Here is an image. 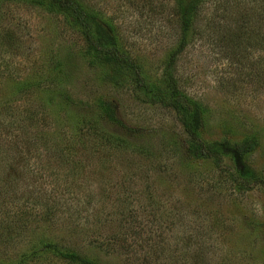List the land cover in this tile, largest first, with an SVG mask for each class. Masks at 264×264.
Returning <instances> with one entry per match:
<instances>
[{
  "label": "rangeland",
  "instance_id": "rangeland-1",
  "mask_svg": "<svg viewBox=\"0 0 264 264\" xmlns=\"http://www.w3.org/2000/svg\"><path fill=\"white\" fill-rule=\"evenodd\" d=\"M81 4L114 26L146 84L172 72L178 0ZM197 11L177 85L204 106V139L258 138L250 185L190 161L175 113L147 99L134 71L113 83L64 12L0 0V141L20 177L0 185L1 264H73L45 240L99 264H264V0ZM102 102L123 127L89 126Z\"/></svg>",
  "mask_w": 264,
  "mask_h": 264
},
{
  "label": "trees",
  "instance_id": "trees-1",
  "mask_svg": "<svg viewBox=\"0 0 264 264\" xmlns=\"http://www.w3.org/2000/svg\"><path fill=\"white\" fill-rule=\"evenodd\" d=\"M8 1V0H5ZM40 6H48L55 12H64L73 25L81 30L89 50L94 54V60L102 67H108L114 73L111 79L113 83L121 80L126 71H134L137 75L138 89L154 103L164 108L171 109L186 135V153L190 161L201 160L211 162L216 172L221 176H226L235 184L250 185L257 182L255 170L248 165V160L260 148V142L253 135L245 136L242 139H235L226 136L222 139L206 140L202 136L207 127V116L204 106L187 95L177 85L174 75V67L178 62V54L187 45V41L192 34L194 19L198 13V6L203 0H178V12L182 25V39L180 49L169 55L172 72L164 78L160 85L146 84L136 69V64L130 56L121 49L114 26L81 4V0H32ZM67 100L73 101L70 97ZM95 116L86 119L91 128L98 133V122L104 120L108 123H120L116 117L112 104L102 102L98 105ZM92 121V122H91ZM120 143L123 140L119 141ZM0 185L3 190L8 183H17L19 177V167L15 160V154L10 155L11 149L5 146V142L0 141ZM28 154V153H27ZM29 155V154H28ZM31 156V154H30ZM29 157V156H28ZM4 159L12 160L11 163L3 165ZM17 174V175H16ZM0 198H2L0 193ZM1 234V233H0ZM41 248H49L59 253L65 260L73 264H99L93 258L81 256L72 251L59 249L49 241H43ZM1 264V263H0ZM22 264V263H20Z\"/></svg>",
  "mask_w": 264,
  "mask_h": 264
}]
</instances>
